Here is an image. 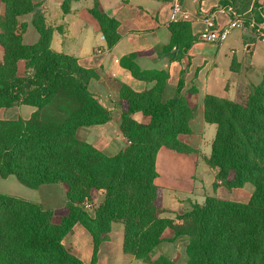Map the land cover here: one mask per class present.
<instances>
[{"label":"trees","instance_id":"trees-1","mask_svg":"<svg viewBox=\"0 0 264 264\" xmlns=\"http://www.w3.org/2000/svg\"><path fill=\"white\" fill-rule=\"evenodd\" d=\"M69 1L62 6L65 14ZM220 2L244 15L247 27L251 20L262 21L257 0ZM90 13L99 22L108 48L115 46L120 39L118 22L98 0ZM28 14H33L32 23L40 34L39 42L31 46L23 43L27 24L20 21ZM170 32L171 42L164 51L175 50L176 61L190 60L188 52L197 42L191 24H171ZM52 37L45 7L33 0H1L0 110L24 105L35 111L28 120L0 119V178L14 176L31 189L62 185L66 204L46 209L0 192V264H83L64 244L76 224L92 237L90 264H98L101 244L119 223L124 227L123 252L141 264H179L160 246L183 236L189 239L186 264H264V74L241 102L214 96L204 102L206 122L217 126L206 160L218 169L215 187L219 183L231 191L252 185L250 201L208 197L204 204L191 203L183 214L169 219L162 216L168 211L155 184L157 154L165 147L198 155L186 143L193 135L190 121L197 112L193 102L197 91L182 94L186 70L175 96L167 99V72L142 71L135 63L137 55L125 59L136 79L156 85L142 93L121 86L120 130L129 144L110 157L77 136L82 127L113 119L89 91L96 73L80 67L71 56L53 52ZM136 113H142L141 122L133 119ZM97 192H103L104 199L91 216L85 204H92Z\"/></svg>","mask_w":264,"mask_h":264},{"label":"crops","instance_id":"crops-1","mask_svg":"<svg viewBox=\"0 0 264 264\" xmlns=\"http://www.w3.org/2000/svg\"><path fill=\"white\" fill-rule=\"evenodd\" d=\"M260 1L257 0L258 3ZM64 2L33 0L35 5L45 7L47 23L53 29L51 50L75 58L80 67L96 73L89 83V91L113 114V119L107 124L80 128L78 138L110 157L127 148L129 143L120 130L122 112L118 101L121 86L127 85L133 91L142 93L156 85L155 81L138 80L132 75L125 63L128 56L137 55L135 63L142 71L156 70L169 74L167 99L175 96L181 73L186 70L182 94L187 96L191 90L197 91L193 95L197 112L190 121L193 135L186 139V143L198 155L179 154L165 147L159 150L155 184L162 190V204L168 211L162 216L175 219L176 214H183L191 203L202 205L208 197L248 203L252 195L246 186L231 191L219 183L215 187L218 169L209 166L206 160L211 155L217 126L206 122L204 102L207 96L241 102L252 85L261 83L264 41L256 31L248 26L235 29L226 41L218 45L201 42L200 35L206 28L203 17L222 6L221 2L182 0L183 8L190 17L187 23L191 24L192 35L197 42L188 52L190 60L176 61L175 50L164 51L171 42L170 25L175 23L171 20V0H98L103 11L119 24L120 39L112 48H108L99 22L90 13L94 0H70L66 14L62 8ZM230 20L228 15L218 14L217 28L227 26ZM20 21L27 24L23 43L28 46L37 44L40 34L32 23L33 14L21 17ZM24 70L25 65L19 64L20 74ZM34 111L35 108L22 105L20 117L28 120ZM133 119L141 122L142 113H136ZM63 193L66 199L65 191ZM96 195L95 206H98L104 199V193L97 192ZM31 198L34 197L26 200L39 202ZM65 204L66 200L63 206ZM88 213L94 216L93 209ZM115 225L109 240L99 248L98 264H141L134 256L123 252L124 227L121 223ZM167 237L172 238L173 234L168 231ZM188 242V237L183 236L173 242L162 243L160 249L177 263L186 264ZM64 244L83 264H90L93 240L82 225L73 227Z\"/></svg>","mask_w":264,"mask_h":264},{"label":"built area","instance_id":"built-area-1","mask_svg":"<svg viewBox=\"0 0 264 264\" xmlns=\"http://www.w3.org/2000/svg\"><path fill=\"white\" fill-rule=\"evenodd\" d=\"M171 2L173 4L171 20L175 23L190 21L188 12L183 8L182 0H171ZM258 11L260 12L262 21L257 23L251 20L250 27H252L259 38L264 41V0H262L261 5L258 7ZM218 14H226L231 18L227 26L217 28L216 16ZM203 21L206 28L200 35V41L210 45H218L226 41L235 29H245L247 27L244 15L239 14L231 6H219L215 11L206 13L203 17ZM92 209L94 210V206L87 202L85 204V210L89 212Z\"/></svg>","mask_w":264,"mask_h":264},{"label":"rangeland","instance_id":"rangeland-1","mask_svg":"<svg viewBox=\"0 0 264 264\" xmlns=\"http://www.w3.org/2000/svg\"><path fill=\"white\" fill-rule=\"evenodd\" d=\"M261 1L259 6L261 5ZM1 15V9H0ZM2 58V53L0 51V61ZM22 115L21 106L12 108V109H3L0 110V119L2 120H13L17 119ZM26 115V113H24ZM246 188L251 192L253 191L252 185H246ZM63 191H65V187L62 185H45L44 187H40L39 189H31L24 185H22L14 176H9L7 178H0V192L6 193L11 196L21 197L24 199H30V197H34L31 199L39 200L38 203H42L43 207H47L49 209L59 208L65 203V196ZM35 195V196H33ZM97 198V195H96ZM97 201L95 200L92 203V206H95ZM44 207V208H45ZM46 208V209H47ZM59 220L56 219V222ZM116 226V225H115Z\"/></svg>","mask_w":264,"mask_h":264}]
</instances>
